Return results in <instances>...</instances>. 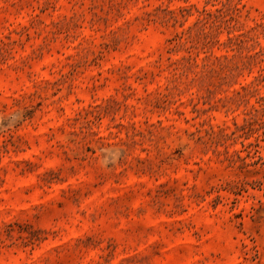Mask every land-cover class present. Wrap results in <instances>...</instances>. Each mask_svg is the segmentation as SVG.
Returning <instances> with one entry per match:
<instances>
[{
    "label": "rangeland",
    "instance_id": "374dc122",
    "mask_svg": "<svg viewBox=\"0 0 264 264\" xmlns=\"http://www.w3.org/2000/svg\"><path fill=\"white\" fill-rule=\"evenodd\" d=\"M0 264H264V0H0Z\"/></svg>",
    "mask_w": 264,
    "mask_h": 264
}]
</instances>
